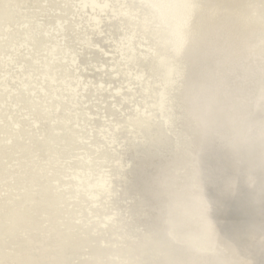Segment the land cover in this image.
Returning <instances> with one entry per match:
<instances>
[{
    "label": "water",
    "instance_id": "water-1",
    "mask_svg": "<svg viewBox=\"0 0 264 264\" xmlns=\"http://www.w3.org/2000/svg\"><path fill=\"white\" fill-rule=\"evenodd\" d=\"M69 3L0 0V222H13L14 236L50 215L64 238L65 264H77L88 241L103 247V237L120 240L118 232L128 241L140 235L143 245L138 251L112 247L115 263L169 264L165 242L137 226L119 229L125 204L110 195L116 180L99 173L120 172L115 161L130 150L156 175L165 157L191 148L182 106L194 107L188 90L199 80L206 89L199 104L211 121L196 160L199 203L190 204L185 221L197 241L183 253L170 234L166 238L181 264L186 256L199 264L229 262L231 243L255 223L264 229V156L260 167L258 148L237 151L226 140L238 121L221 110L205 45L227 36L240 52L256 48L260 62L249 60L253 69L242 84L237 64L250 57L234 52L232 73L219 72L227 90L234 84L245 91L248 102L236 117L253 104L259 116L264 0H89L87 20L82 7L83 19L71 16ZM124 166L129 176L139 172L126 158ZM147 183L153 184L150 174Z\"/></svg>",
    "mask_w": 264,
    "mask_h": 264
},
{
    "label": "bare ground",
    "instance_id": "bare-ground-1",
    "mask_svg": "<svg viewBox=\"0 0 264 264\" xmlns=\"http://www.w3.org/2000/svg\"><path fill=\"white\" fill-rule=\"evenodd\" d=\"M68 1L72 9L70 12L71 16L79 14L83 19L84 17L79 13L81 10L80 7L84 11L83 16L86 17L85 20L91 16L90 14L87 15L88 11L85 10L89 0ZM218 39L219 37L213 38V40L208 41L205 45L212 62L209 70L213 79L212 83L216 86V90H218V92L216 91V95L221 94L222 96L221 110L226 112V114H230L232 118L231 122H236L235 110L239 112V107H241L242 102H248L245 101L247 97L244 89L241 88L240 90L234 84L227 90V84L224 86L221 84V81H223V73L233 68V60L236 57L234 52H239L240 55H243L242 57L244 59L250 57L244 63L237 64V69L245 76L239 79L242 84L244 80L248 79L249 69H253L250 66V61L255 65L257 63L254 61L257 60L260 62V59L256 56L258 53L252 45H245V52H240L234 48V42L229 40V37L226 36L225 39ZM104 52L108 53L106 49H104ZM102 66L106 67V64L102 63ZM96 67H99L98 64H96ZM221 70L224 72L220 73L219 71ZM103 84L107 86V83ZM109 86H111V83ZM200 100H203L202 97ZM249 101L251 100L249 99ZM196 107L199 119L193 120L190 116L193 108L189 104L187 105L186 102H183L182 117L190 131L186 136L189 138L187 144L191 148L182 150L178 154L175 153L171 157H165L166 160L161 164L163 173L161 170L156 172V175L150 171L147 172L144 167L146 165H143L140 158H134L133 152H130V150H128L129 152L127 151L121 154L118 158L119 161L118 159L115 161L118 163L120 172L112 173L108 171V173L105 172L104 174L99 173L102 179H107L106 176L108 174L111 179L116 180V190H112L110 195L115 194L118 200L125 204L124 209L126 212L125 215L127 216L122 213L119 214L117 218V223L121 225L118 226L119 229L121 230L129 225L132 227L137 226L151 240L165 242L164 244L168 246V252H170L169 264H181L175 254L177 247L181 251L183 250V253H187L186 251L189 250L188 245L191 246L197 241V235L195 233L193 234L190 230L191 227L185 221L187 214L192 213L190 204L199 203L197 198L200 196L202 186L200 170L196 160L199 157L197 154L202 150L203 138L207 128L205 123L208 124L211 119L209 112L205 110L207 112L205 113L204 107L201 104L198 103ZM91 116H93L92 113ZM125 158L131 168L138 169V174L129 176L128 172L125 171ZM261 158L262 155L260 153V167L262 165ZM173 170L178 175H173ZM148 174L152 177V185L147 183ZM95 183L97 184L98 180ZM254 183L255 178L251 177L250 185ZM185 184L190 186V194H187L189 192L186 193ZM89 185L91 186L92 182H89ZM150 195L152 200L148 197ZM147 198L149 204L147 203ZM166 207L169 209L168 211L165 210ZM104 217L109 219L110 215L107 214ZM12 223L9 222V225L6 226L5 222H0V264H59V262L65 264L66 260L61 256L63 254L64 238H61L60 231H56L50 215H44L36 224L30 222V224H33L30 227L26 225L20 227V234L14 236L9 233V231L14 232L12 230L14 224ZM101 223L103 224V222ZM114 234L120 240L103 237L101 239L104 243L103 247L98 244L96 239L88 241L84 245V248L82 247L79 250L82 251V254L77 259V264H117L114 262L117 254L115 256L113 255V252L116 253L117 251H113L112 247L118 249L125 247L133 251H138L139 247L143 245L140 235L134 237L135 240L128 241L125 240L123 234L119 232ZM167 234H170L174 239L177 246L175 249L171 246L170 241H167ZM197 245L201 247L200 244ZM227 250L229 251L230 261H227L228 263L225 262V264H264V229L259 227V223H255L254 229L247 230L241 234V236L230 244ZM160 264L168 263L162 261ZM182 264H199V262L193 256H186V262Z\"/></svg>",
    "mask_w": 264,
    "mask_h": 264
},
{
    "label": "clouds",
    "instance_id": "clouds-1",
    "mask_svg": "<svg viewBox=\"0 0 264 264\" xmlns=\"http://www.w3.org/2000/svg\"><path fill=\"white\" fill-rule=\"evenodd\" d=\"M189 95L194 105L190 116L193 120H198L197 105L204 95L206 89L202 83L195 81L189 87ZM256 109L253 104L251 111L244 112L236 117L238 127L232 128L225 134V138L229 145L237 151L248 150L249 148H258L262 156H264V106L259 116L255 114Z\"/></svg>",
    "mask_w": 264,
    "mask_h": 264
}]
</instances>
